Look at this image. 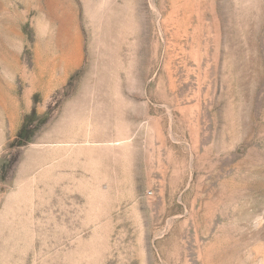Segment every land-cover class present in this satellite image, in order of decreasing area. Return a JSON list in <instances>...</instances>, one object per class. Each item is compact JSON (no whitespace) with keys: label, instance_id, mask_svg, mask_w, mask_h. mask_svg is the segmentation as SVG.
I'll return each mask as SVG.
<instances>
[{"label":"rangeland","instance_id":"rangeland-1","mask_svg":"<svg viewBox=\"0 0 264 264\" xmlns=\"http://www.w3.org/2000/svg\"><path fill=\"white\" fill-rule=\"evenodd\" d=\"M0 264H264V0H0Z\"/></svg>","mask_w":264,"mask_h":264}]
</instances>
